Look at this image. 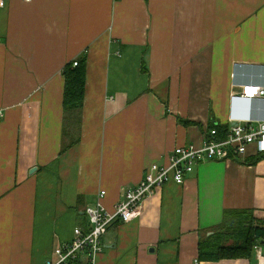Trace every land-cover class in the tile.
Wrapping results in <instances>:
<instances>
[{
    "label": "crops",
    "instance_id": "0c3cea01",
    "mask_svg": "<svg viewBox=\"0 0 264 264\" xmlns=\"http://www.w3.org/2000/svg\"><path fill=\"white\" fill-rule=\"evenodd\" d=\"M84 57L85 102L65 113L63 69ZM247 84L264 85V0H9L0 8V264H46L75 228L88 229L86 209L103 190L113 212L152 164L200 144L210 125L263 118L262 99L232 104ZM251 147L245 161L201 162L146 199L140 218L113 223L97 264H194L232 221L237 231L241 217L264 226V158L254 161L264 153ZM201 264L258 261L253 249Z\"/></svg>",
    "mask_w": 264,
    "mask_h": 264
},
{
    "label": "built area",
    "instance_id": "2783aa9c",
    "mask_svg": "<svg viewBox=\"0 0 264 264\" xmlns=\"http://www.w3.org/2000/svg\"><path fill=\"white\" fill-rule=\"evenodd\" d=\"M8 1L0 0V8L5 7ZM77 65L78 60H75L74 66ZM256 98L264 100V85H243L240 91L231 95L232 104L242 99ZM227 124L228 131L224 138L219 136L216 128L209 129L200 144L179 145L169 154L166 163L152 164L139 183L125 189L123 198L113 212L103 205L102 200L106 195V191L103 190L98 203L86 209L88 229L75 228L74 239L57 245L54 250L55 257L49 258L46 264H66L75 258H80L81 264H97L98 256L105 249L103 237L111 225L119 220L128 223L140 218L146 199L171 180L183 184L186 175L192 173L198 164L206 160L234 158L245 161L250 146H255L257 153H264V117L255 119L231 115ZM254 251L258 264H264V244L257 243ZM194 264H201L200 259H196Z\"/></svg>",
    "mask_w": 264,
    "mask_h": 264
},
{
    "label": "trees",
    "instance_id": "16d2710c",
    "mask_svg": "<svg viewBox=\"0 0 264 264\" xmlns=\"http://www.w3.org/2000/svg\"><path fill=\"white\" fill-rule=\"evenodd\" d=\"M65 76V94H64V108L65 113L80 112L85 102L86 86H87V58L78 60V65L74 66V62L68 63L63 69ZM1 117V116H0ZM184 123H191L183 120ZM216 128L219 136L224 138L228 131V124L210 125L209 129ZM68 147L65 146L63 150L66 151ZM264 158L259 155L254 161ZM252 161L253 163H255ZM246 217H241L242 230H238L234 225H228L226 233L223 230L216 232L214 235L208 237L204 244L201 243L199 259L201 261H219L223 258L229 257H249L251 256L254 246L257 243L264 244V226L253 225L252 223L246 225ZM245 224V225H244ZM241 226V225H240ZM224 229V228H222ZM239 234L240 240H233L234 242L227 245L225 238L234 236V233ZM226 244V245H225ZM80 258L70 259L66 264H81Z\"/></svg>",
    "mask_w": 264,
    "mask_h": 264
},
{
    "label": "clouds",
    "instance_id": "9594fccd",
    "mask_svg": "<svg viewBox=\"0 0 264 264\" xmlns=\"http://www.w3.org/2000/svg\"><path fill=\"white\" fill-rule=\"evenodd\" d=\"M247 102V104H249L248 102H251V100H244V99H242V100H240L239 102H236L235 104H236V106H235V109H238V108H240L241 110L243 109V108H245L246 107V105L247 104H244V103H246ZM240 106V107H239Z\"/></svg>",
    "mask_w": 264,
    "mask_h": 264
},
{
    "label": "rangeland",
    "instance_id": "374dc122",
    "mask_svg": "<svg viewBox=\"0 0 264 264\" xmlns=\"http://www.w3.org/2000/svg\"><path fill=\"white\" fill-rule=\"evenodd\" d=\"M82 57H83V56H82ZM244 104H247V102L244 103ZM251 148H252V147L250 146L249 150H251ZM233 222H234V221H232V222L230 223V225H234Z\"/></svg>",
    "mask_w": 264,
    "mask_h": 264
},
{
    "label": "water",
    "instance_id": "95a60500",
    "mask_svg": "<svg viewBox=\"0 0 264 264\" xmlns=\"http://www.w3.org/2000/svg\"><path fill=\"white\" fill-rule=\"evenodd\" d=\"M35 170V169H34ZM33 171V170H32Z\"/></svg>",
    "mask_w": 264,
    "mask_h": 264
}]
</instances>
